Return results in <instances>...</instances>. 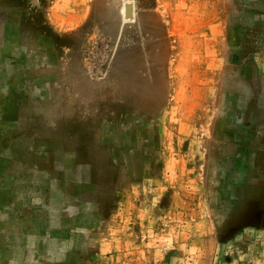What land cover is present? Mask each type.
Here are the masks:
<instances>
[{
  "label": "rangeland",
  "instance_id": "374dc122",
  "mask_svg": "<svg viewBox=\"0 0 264 264\" xmlns=\"http://www.w3.org/2000/svg\"><path fill=\"white\" fill-rule=\"evenodd\" d=\"M14 101L103 221L19 244L0 214V264H264V0H0Z\"/></svg>",
  "mask_w": 264,
  "mask_h": 264
},
{
  "label": "crops",
  "instance_id": "0c3cea01",
  "mask_svg": "<svg viewBox=\"0 0 264 264\" xmlns=\"http://www.w3.org/2000/svg\"><path fill=\"white\" fill-rule=\"evenodd\" d=\"M21 113L24 112L17 101L5 107L0 103V214L15 215L9 229L23 233L18 235L19 244L32 233L28 231H35L39 238L64 243L63 240L101 229L102 214L87 196L97 183L92 175L86 179L78 175L86 164L75 161L68 150L60 157L58 136L49 138L50 148L44 147V131L48 129L41 121L34 128H22ZM55 129L57 126L52 127V132ZM65 158H69L67 163ZM75 167L77 176L73 173ZM28 213L55 214L57 218L54 222L49 217L34 220Z\"/></svg>",
  "mask_w": 264,
  "mask_h": 264
},
{
  "label": "water",
  "instance_id": "95a60500",
  "mask_svg": "<svg viewBox=\"0 0 264 264\" xmlns=\"http://www.w3.org/2000/svg\"><path fill=\"white\" fill-rule=\"evenodd\" d=\"M126 15L127 16H131L132 15V6L131 5H127L126 6Z\"/></svg>",
  "mask_w": 264,
  "mask_h": 264
}]
</instances>
